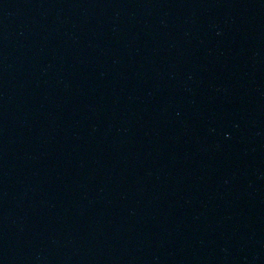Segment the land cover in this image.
<instances>
[{"label":"water","instance_id":"95a60500","mask_svg":"<svg viewBox=\"0 0 264 264\" xmlns=\"http://www.w3.org/2000/svg\"><path fill=\"white\" fill-rule=\"evenodd\" d=\"M0 264H264V0H0Z\"/></svg>","mask_w":264,"mask_h":264}]
</instances>
